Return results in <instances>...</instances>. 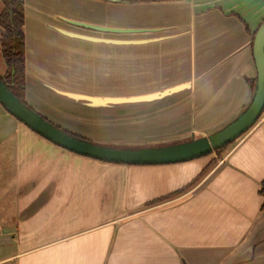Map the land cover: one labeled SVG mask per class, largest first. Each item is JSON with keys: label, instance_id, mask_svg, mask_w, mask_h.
<instances>
[{"label": "crops", "instance_id": "0c3cea01", "mask_svg": "<svg viewBox=\"0 0 264 264\" xmlns=\"http://www.w3.org/2000/svg\"><path fill=\"white\" fill-rule=\"evenodd\" d=\"M263 22L264 0H24L25 100L99 145L206 137L253 99ZM138 114L148 115L151 145L106 132ZM212 159L99 162L0 105V264H264V112L210 168Z\"/></svg>", "mask_w": 264, "mask_h": 264}, {"label": "water", "instance_id": "95a60500", "mask_svg": "<svg viewBox=\"0 0 264 264\" xmlns=\"http://www.w3.org/2000/svg\"><path fill=\"white\" fill-rule=\"evenodd\" d=\"M117 3L118 0H106ZM70 24L93 31L123 34L140 30L100 28L81 22ZM69 35L95 41L97 39L77 34ZM111 44H130L133 41L106 40ZM136 43V42H135ZM253 58L257 76L255 92L251 103L233 121L206 137L192 138L189 141L160 147L115 148L95 144L84 138L72 136L46 120L34 109L24 105L0 79V105L14 118L34 133L52 144L71 153L116 165L149 166L183 163L199 159L218 151L245 135L260 119L264 112V22L258 29L253 42ZM175 91V89L171 90ZM145 100L147 98H138Z\"/></svg>", "mask_w": 264, "mask_h": 264}, {"label": "trees", "instance_id": "16d2710c", "mask_svg": "<svg viewBox=\"0 0 264 264\" xmlns=\"http://www.w3.org/2000/svg\"><path fill=\"white\" fill-rule=\"evenodd\" d=\"M118 1L124 3H137V2L177 3V2H182L184 0H118ZM0 2L4 6L3 11L0 13V30L2 32V36L0 39V51L6 65L5 76L3 77L0 76V79L24 105H26L28 108H31L25 100L26 99L25 98V37L23 31L24 0H0ZM75 137L81 138L78 136ZM231 144L215 152L220 153L226 150L228 147H230ZM261 195L264 199V182L262 184ZM262 208L264 209V202Z\"/></svg>", "mask_w": 264, "mask_h": 264}, {"label": "rangeland", "instance_id": "374dc122", "mask_svg": "<svg viewBox=\"0 0 264 264\" xmlns=\"http://www.w3.org/2000/svg\"><path fill=\"white\" fill-rule=\"evenodd\" d=\"M3 4L0 2V13L3 11ZM6 73V65L5 62L3 60V57L1 55V51H0V76H5ZM44 117V116H43ZM121 118H118L117 120H112L109 123V128L106 129V132H110L114 135V137L116 138H121V139H125L126 141H128L130 144H135V145H151L150 143V136H149V122H148V115H143V114H138L137 116H130L131 118L128 117H124L120 116ZM56 119V118H54ZM50 121V120H49ZM52 124H54L57 127V124H55V122L50 121ZM61 129H63L64 131L70 133V134H80V133H84L83 130L77 128L76 123L75 122H65L64 123V127H60ZM76 135V136H77ZM82 135V134H81ZM80 137V136H78ZM85 138V137H82ZM98 140H109V136H98L97 137ZM88 140L92 139V138H87ZM169 142L172 144L175 143H180L179 141H175L172 140V138ZM240 139V138H239ZM238 139V140H239ZM190 139L186 140L189 141ZM234 141L230 147H228L226 150L217 153V152H213L212 154L208 155L210 156L212 159V164L210 166L213 167L218 160H221L224 155L230 150V148H232L235 143L238 141ZM174 141V142H173ZM183 142V141H181ZM185 142V141H184ZM169 144V145H172ZM161 146H167V145H161ZM116 147V146H113ZM146 147H160V146H145V147H136V146H131V148H146ZM117 148H129V147H117ZM208 168V169H210Z\"/></svg>", "mask_w": 264, "mask_h": 264}]
</instances>
